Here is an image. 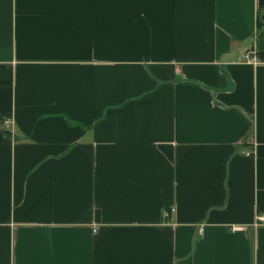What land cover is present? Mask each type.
Instances as JSON below:
<instances>
[{
    "label": "crops",
    "instance_id": "crops-1",
    "mask_svg": "<svg viewBox=\"0 0 264 264\" xmlns=\"http://www.w3.org/2000/svg\"><path fill=\"white\" fill-rule=\"evenodd\" d=\"M259 216L264 0H0V264H264Z\"/></svg>",
    "mask_w": 264,
    "mask_h": 264
},
{
    "label": "built area",
    "instance_id": "built-area-1",
    "mask_svg": "<svg viewBox=\"0 0 264 264\" xmlns=\"http://www.w3.org/2000/svg\"><path fill=\"white\" fill-rule=\"evenodd\" d=\"M244 60L249 62V63H258L260 61V57L257 56L252 50H249L247 51L245 54H244ZM13 125V119L11 116H5L3 117V120H2V128L6 131H10L11 130V127ZM248 153V152H246ZM173 209H170V210H165L163 212V216L164 217H167L169 215L170 212H172ZM258 222L261 224L264 222V216H259L258 217Z\"/></svg>",
    "mask_w": 264,
    "mask_h": 264
}]
</instances>
